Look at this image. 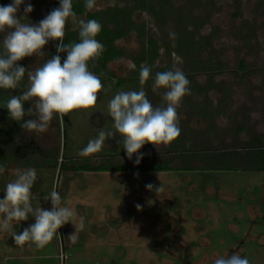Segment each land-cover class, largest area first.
<instances>
[{"label":"rangeland","instance_id":"1","mask_svg":"<svg viewBox=\"0 0 264 264\" xmlns=\"http://www.w3.org/2000/svg\"><path fill=\"white\" fill-rule=\"evenodd\" d=\"M127 1L96 0V7L89 12ZM12 2L0 0V6ZM29 3L33 11L27 14L26 22L35 25L60 7V0H24L18 17L24 16V8ZM172 3L176 8L193 4L191 10L195 16L207 15L208 21L198 39L209 36L211 47L203 49L200 58L208 62L212 57L223 65L214 75L203 71L189 74L185 59L175 53L169 56L162 47V40H171L170 33L175 36L178 33L176 25L169 21L160 28L148 13L134 14V21L144 23L148 34L160 43L157 67L167 71L175 64L190 81L191 95L184 97L178 108L179 137L157 148L145 144L139 150L143 157L139 164L135 162L137 154L128 158L119 133L107 138L98 153L87 157L79 154L101 129L114 131L113 120L107 114L108 103L114 95L119 91L140 90L139 79L131 78L136 66L130 67L134 64L130 56H137L142 45L135 33H131L117 43L126 56L108 64L109 77L97 75L104 87L94 109L74 110L64 117L63 124L54 118L45 133L22 129L21 140L17 141L22 150L13 157H8V149H0V165L5 168L0 173V199L4 198L6 185L17 178L19 171L34 167L37 179L31 189L33 207L51 210V200L44 197L55 188L62 205L76 213L43 248L34 244L17 246L12 237V232L20 234L34 224V216L14 224L11 232L0 230V264H214L219 256L233 253L247 257L250 264H264V172L205 170L204 161L192 159L189 167L180 169L183 163L170 158V155L190 152L189 155L205 159L211 151L220 159L229 160L232 155L254 152L245 148L254 146L253 142L246 144L250 134L264 136V8L259 7L257 0H240L239 17H235L233 0L192 3L172 0ZM77 19L85 20V16ZM247 24H254L255 31L246 40L243 33ZM67 26L78 27L71 19ZM6 35V32L0 33V51ZM59 43L49 40L42 49L44 56L25 57L21 60L22 67L31 71L42 66L59 54L56 51ZM241 61L245 63L244 70L240 69ZM22 82L28 84L27 75ZM152 84L147 81L143 86L147 98L154 107L161 106L164 90L154 93ZM193 85L207 90L198 91ZM32 103L27 101L26 113ZM94 115H99L97 123L103 119L98 123L100 129L92 125ZM239 127L244 129L241 133L237 132ZM72 158L81 159V163L109 161L114 165H147L171 159L175 169L167 172L61 171V163ZM235 164L244 168L249 161L243 158ZM148 184L153 189H147ZM162 185L163 191L157 193L156 189ZM73 234L75 242L69 239Z\"/></svg>","mask_w":264,"mask_h":264},{"label":"clouds","instance_id":"2","mask_svg":"<svg viewBox=\"0 0 264 264\" xmlns=\"http://www.w3.org/2000/svg\"><path fill=\"white\" fill-rule=\"evenodd\" d=\"M24 0H13L9 5L0 6V33H7L3 39L0 51V89H17L25 75L28 85L20 95H13L7 100L12 120L21 122V128L37 134L48 131L54 118L63 124L64 117L74 110L94 109L97 105L98 94L103 90L101 79L89 69V62H95L104 52V45L96 37L102 30L101 23L96 19H77L73 11L72 0H60V7L53 9L38 25L27 23V14L33 11L29 3L24 8V16L18 17L20 5ZM88 10L96 7V0H85ZM71 18L79 28V42L65 43L66 26ZM175 39V34L170 33ZM49 40H58L57 53L67 52V58L61 62L60 55H55L42 66L31 71L19 66L18 61L33 55L43 57L42 49ZM135 68L134 64H130ZM151 67L141 65L139 71L138 91H119L108 103L107 114L113 120L114 131L101 129L95 139L88 142L80 151L87 157L98 153L109 137L119 133L123 148L129 159L137 154L136 163L143 158L139 150L145 144L169 145L176 140L180 133L178 108L183 98L191 95L190 81L181 68L175 64L173 68L157 72L152 84V91L161 96V106H153L147 98L144 85L151 76ZM32 101V107L24 109V103ZM25 115L35 116L34 119L24 120ZM5 168L0 165V173ZM37 179V170L27 168L17 173V178L9 182L5 195L0 199V230L11 232L13 225L25 221L29 216L35 217V223L25 228L22 233L12 232L17 246L25 244L43 248L58 235L57 230L72 221L76 215L74 209L62 205V198L53 188L44 200H51V210L33 207L31 189ZM152 184L146 188L153 189ZM163 191V185L156 189ZM140 206L137 205V208ZM75 242V234L69 238ZM214 264H250L247 257L238 253L230 256H219Z\"/></svg>","mask_w":264,"mask_h":264},{"label":"trees","instance_id":"3","mask_svg":"<svg viewBox=\"0 0 264 264\" xmlns=\"http://www.w3.org/2000/svg\"><path fill=\"white\" fill-rule=\"evenodd\" d=\"M194 1L196 0H191V3ZM233 1L236 7L234 16L239 17L240 0ZM72 2L73 11L76 13L77 17L85 16V21L96 19L102 25V30L96 39L104 45L105 50L98 60L95 62H89V69L95 75L109 77L111 72L108 70V64L118 61L126 56L125 51L120 48L117 43L131 33H135L137 39L142 45V50L137 56H130V59L136 66V70L132 72L131 78L139 79L141 65H148L151 67L152 71L148 80L149 82H154V77L157 72H163L156 65V61L160 55V43L157 39L148 34L147 26L144 23L139 24L134 21V14L137 11L146 12L151 15L155 20V24L160 28L165 26L169 21H172L176 25L178 33L176 34L175 39L162 40V47L169 56L173 53L182 56L185 59V68L189 74L203 71L214 75L219 72L223 66L218 59L211 57L208 62H205L200 58L201 51L211 47V39L209 36L198 39L200 30L208 20L207 15L203 17L194 15L191 10L193 4L189 3L190 5L188 6L176 8L173 5L172 0H128L123 5L114 4L91 13L85 7V0H72ZM257 3L259 4V7L264 8V0H257ZM70 19L71 18H69V20ZM244 31L243 38L247 40L255 31L254 24H247ZM64 42H79V28L70 29L66 26ZM58 55H60L62 63L67 58V52L59 53ZM17 64L23 66V61L20 60ZM172 68L173 67H170V69ZM240 69H245L244 61L240 62ZM25 83L26 82H21L18 88H25ZM193 86L198 91L204 92L207 90L206 87ZM201 112L205 115V110H202ZM242 130H244L243 127H239L237 132L241 133ZM250 142H253L254 146L245 149L248 151L251 149L254 152L246 151L244 155H232L234 157L229 158V160L220 159L215 156L216 153L213 154L211 151H209L211 153H207L210 155L206 156L205 159L199 155H189L190 152L170 155V158L179 159L183 163V166L179 167L180 169L189 167L190 164L188 162L192 159L193 162L204 161L203 167L205 170L232 171L235 169H242L245 171L251 170L264 172V136L252 133L246 144H249ZM243 158H245V161H249V164L244 168H240L241 165L235 163L239 161L242 162ZM81 162L82 161L79 158L66 159L61 163L60 170L73 172H167L175 169L170 164L171 159L163 160L161 163L151 162L147 165H114L109 161L104 162L103 164Z\"/></svg>","mask_w":264,"mask_h":264},{"label":"flooded vegetation","instance_id":"4","mask_svg":"<svg viewBox=\"0 0 264 264\" xmlns=\"http://www.w3.org/2000/svg\"><path fill=\"white\" fill-rule=\"evenodd\" d=\"M27 87V83L25 84ZM0 89V149H8V153L10 154L8 157H13L15 154L20 153L21 146L17 142L18 140H21L22 137V128H21V122H17L15 120L10 119L8 115V109L5 107L7 102V95L10 96V98L13 95H20L22 92L26 89ZM4 97V99L2 98ZM31 103V101H30ZM27 102L24 103V109ZM26 111V110H25ZM33 116L25 115L24 120L31 119ZM96 116L94 115L93 118ZM99 117V115H98ZM98 117L95 118V120L92 119V125L96 129H100V124L103 122V119L99 121L100 124H98L96 121ZM18 150V151H17ZM1 157V155H0Z\"/></svg>","mask_w":264,"mask_h":264},{"label":"crops","instance_id":"5","mask_svg":"<svg viewBox=\"0 0 264 264\" xmlns=\"http://www.w3.org/2000/svg\"><path fill=\"white\" fill-rule=\"evenodd\" d=\"M89 11V10H88ZM99 11V10H98ZM96 12V11H95ZM91 13H93V12H91ZM79 17V16H78ZM115 62H117V61H115Z\"/></svg>","mask_w":264,"mask_h":264}]
</instances>
